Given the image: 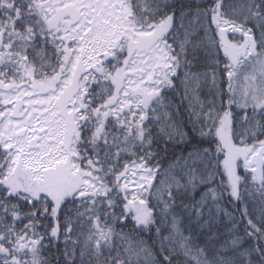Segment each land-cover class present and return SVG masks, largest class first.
Wrapping results in <instances>:
<instances>
[{
  "label": "snow or ice",
  "instance_id": "1",
  "mask_svg": "<svg viewBox=\"0 0 264 264\" xmlns=\"http://www.w3.org/2000/svg\"><path fill=\"white\" fill-rule=\"evenodd\" d=\"M53 248L264 264V0H0V264Z\"/></svg>",
  "mask_w": 264,
  "mask_h": 264
},
{
  "label": "trees",
  "instance_id": "2",
  "mask_svg": "<svg viewBox=\"0 0 264 264\" xmlns=\"http://www.w3.org/2000/svg\"><path fill=\"white\" fill-rule=\"evenodd\" d=\"M222 56H223V54L221 53V58H222ZM221 67H223V65H221ZM160 147H161V149H163L164 145L161 144ZM181 150H182L181 147L173 148L172 146H168L167 153H165L164 151H161L159 159L161 161L162 168L167 169L169 164H171L175 160V156L173 155V153L178 155L181 152ZM145 195H147V193H145ZM132 227H133V225L131 223H128L124 226L117 225L116 231H117V233H120V232L127 233V232L131 231ZM144 238H145V240L148 239L147 236H145ZM118 243H119V241H118ZM62 251H63V246L61 245V252ZM59 254L60 253H58L55 248L52 249L51 256L53 258V264H55V258ZM44 255L48 256L49 253H45Z\"/></svg>",
  "mask_w": 264,
  "mask_h": 264
}]
</instances>
